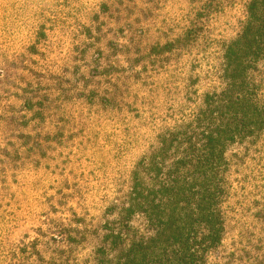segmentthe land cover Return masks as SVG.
<instances>
[{
    "label": "rangeland",
    "instance_id": "rangeland-1",
    "mask_svg": "<svg viewBox=\"0 0 264 264\" xmlns=\"http://www.w3.org/2000/svg\"><path fill=\"white\" fill-rule=\"evenodd\" d=\"M227 6L189 51L150 56L181 35L193 0H0V264H102L100 230L135 161L211 88L218 42L241 14ZM255 141L247 154L229 151L245 154L237 178L250 184L210 264H252V246L264 252V222L247 215L252 204L264 210V133Z\"/></svg>",
    "mask_w": 264,
    "mask_h": 264
},
{
    "label": "trees",
    "instance_id": "trees-1",
    "mask_svg": "<svg viewBox=\"0 0 264 264\" xmlns=\"http://www.w3.org/2000/svg\"><path fill=\"white\" fill-rule=\"evenodd\" d=\"M226 5H239L241 14L234 33L218 42L211 88L187 120L158 133L135 161L127 191L100 230L96 256L102 264H210L224 245L229 206L238 188L250 184L237 178L245 154L229 151L247 154L264 133V0H193V18L181 35L150 49V56L189 51ZM188 79L192 84L198 77ZM18 138L32 149L29 134ZM254 195L250 188L246 196ZM247 215L264 222V210L255 211L253 204ZM252 248L253 254H245L249 263L264 264L262 249Z\"/></svg>",
    "mask_w": 264,
    "mask_h": 264
}]
</instances>
